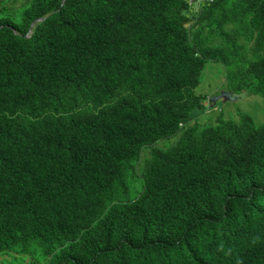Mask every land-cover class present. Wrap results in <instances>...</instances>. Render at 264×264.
<instances>
[{"label": "trees", "instance_id": "16d2710c", "mask_svg": "<svg viewBox=\"0 0 264 264\" xmlns=\"http://www.w3.org/2000/svg\"><path fill=\"white\" fill-rule=\"evenodd\" d=\"M190 1L81 0L84 43L71 0H0V264H264V124H196L209 63L264 97V0Z\"/></svg>", "mask_w": 264, "mask_h": 264}, {"label": "clouds", "instance_id": "9594fccd", "mask_svg": "<svg viewBox=\"0 0 264 264\" xmlns=\"http://www.w3.org/2000/svg\"><path fill=\"white\" fill-rule=\"evenodd\" d=\"M84 1H86V0H84ZM211 1H213V0H191L189 3L192 5V7L198 8L204 2H211ZM64 2H65V0H62L61 5L64 4ZM192 2L196 3L197 5H194V3L192 4ZM71 4H72L73 7H75L79 11V15H73V16H71V17L68 18L69 19L68 25H69L70 29L73 30L74 32H76L78 35H80L82 37V40H83L84 43L87 42V41H90L92 39H100V36L96 33V27L94 25L90 24L86 20V15L87 14L85 13V11H84V9L82 7L81 0H71ZM85 10L91 11L92 14L97 15L101 19H105L103 17L104 14H111V11L110 10H107L105 8V5H103V4H96V3H93L92 1L86 3ZM194 11H195V9H193V12ZM196 11L194 12L195 14H196ZM194 13H193L192 16H188V18H190V20L187 21V23L185 24V26H188L189 25V22L191 21V19L195 15ZM51 14H52V12H50V13L42 16V17L36 18L31 23L30 28H29V31H28V34H31L32 33V30H33L34 26L37 23L43 22ZM111 34H113V30H112V33ZM224 92H228V93H231V94H241V93H245V97H246V92L245 91L236 92V91H232V90H226V91L221 92L217 96H211L209 98V104H210V106L212 105L211 107H213L216 104V102L219 101V100L231 102V101H228V100H224L223 98H220V99H218L215 102H211V99L213 97H219ZM238 101H240V100H238ZM234 102H237V101H234ZM205 105H206V103H205ZM210 106H209V108H211ZM239 121L240 120L238 119L237 121H233V122L238 123ZM248 121H249V123L252 126L254 125L252 123V121H251L250 118H249ZM254 128L259 129L261 127L260 126L259 127H256L255 126ZM164 141H166V140H164ZM258 142H259L258 140L253 139L251 136H245L240 141V143L238 145V148L236 150V153H237L239 159L245 165H247L250 168H252V166L254 164V161L257 159V157H258V155L260 153V150L257 147ZM211 147H212V143L207 142V143L201 144L200 150L208 154V150ZM258 180L264 186V175L258 176ZM139 186H140V183H139ZM136 188H138V186L135 185L134 190H133V193L131 195V198H133L136 195V190H135ZM82 228H83V226L77 225L78 235L79 236L81 234ZM183 250H184V248H183ZM145 254L146 253H144V252L143 253H140L134 259V261L137 264H162L163 263V259H162V257L160 255L155 254L151 259L145 260L144 259ZM6 258L7 257L5 255H0V261L3 260V259H6Z\"/></svg>", "mask_w": 264, "mask_h": 264}, {"label": "rangeland", "instance_id": "374dc122", "mask_svg": "<svg viewBox=\"0 0 264 264\" xmlns=\"http://www.w3.org/2000/svg\"><path fill=\"white\" fill-rule=\"evenodd\" d=\"M15 1L17 5L12 6L9 4V9L14 10L25 6V0ZM193 3L194 2H192V4ZM194 5L197 4L194 3ZM211 64L213 63H209L207 65L209 67L205 72L203 78V93L210 95V97L217 96L221 92L229 90L231 86H236L238 84V78H235L233 80L227 79V77L224 76L223 73L221 74L217 67ZM240 114L247 115L256 127L261 126L264 123V97L261 95L246 93V97L237 102H227L219 100L213 107L209 108V111L207 113L199 114L197 116L196 124L200 129L212 127L215 125V121L217 118L237 121L238 119L235 118ZM176 140V138H171L166 141H161L156 145V148L165 150L170 147ZM147 151H149V148L145 149L142 152V155ZM148 156L145 158H148ZM136 186L139 187V182H137Z\"/></svg>", "mask_w": 264, "mask_h": 264}, {"label": "water", "instance_id": "95a60500", "mask_svg": "<svg viewBox=\"0 0 264 264\" xmlns=\"http://www.w3.org/2000/svg\"><path fill=\"white\" fill-rule=\"evenodd\" d=\"M244 97H245V93L231 94V93H228V92H224L219 97H213L211 99V102H215V101H217L220 98H223L224 100H228V101L234 102V101L242 100V99H244Z\"/></svg>", "mask_w": 264, "mask_h": 264}]
</instances>
